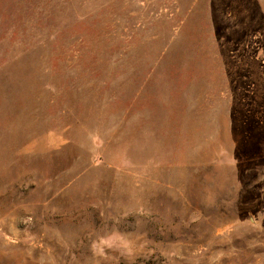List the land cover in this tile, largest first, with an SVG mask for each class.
Here are the masks:
<instances>
[{
    "label": "rangeland",
    "instance_id": "374dc122",
    "mask_svg": "<svg viewBox=\"0 0 264 264\" xmlns=\"http://www.w3.org/2000/svg\"><path fill=\"white\" fill-rule=\"evenodd\" d=\"M0 264H264V0H0Z\"/></svg>",
    "mask_w": 264,
    "mask_h": 264
}]
</instances>
